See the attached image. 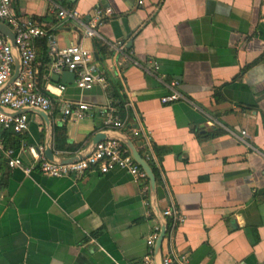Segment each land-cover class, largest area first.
<instances>
[{
  "label": "crops",
  "instance_id": "0c3cea01",
  "mask_svg": "<svg viewBox=\"0 0 264 264\" xmlns=\"http://www.w3.org/2000/svg\"><path fill=\"white\" fill-rule=\"evenodd\" d=\"M13 8L48 31L58 49L89 51L103 76L121 83L139 135L169 152L154 189L120 170L77 180L25 174L0 154V264H143L149 251L157 264L169 256L179 258L174 264H264V0H14ZM98 9L113 15L96 38H86L81 24ZM61 11L76 20L61 19ZM96 41L106 56L102 67ZM35 50L39 87L57 99L48 90L57 83L47 40H36ZM151 62L158 72L144 70ZM170 81L185 100L161 102ZM108 87L67 85L62 99L89 104L93 117L62 120L57 108L47 125L30 113L17 150L23 165L31 164L29 147L73 156L53 149L55 127L65 128L76 154L86 150L103 132ZM194 129L224 134L199 141ZM118 131L108 135L139 154L131 141L138 136ZM169 208L184 221L150 249L146 239Z\"/></svg>",
  "mask_w": 264,
  "mask_h": 264
},
{
  "label": "built area",
  "instance_id": "2783aa9c",
  "mask_svg": "<svg viewBox=\"0 0 264 264\" xmlns=\"http://www.w3.org/2000/svg\"><path fill=\"white\" fill-rule=\"evenodd\" d=\"M14 0H0V23L6 25L14 34V44L19 52L21 60V71L12 84L7 86L14 73V54L12 47L6 38L0 33V106L15 115H8L0 111V154L5 158L7 167L21 169L23 173L30 174L34 171L39 172L49 178L62 179L73 178L81 179L88 173L95 172L105 175L109 172L120 170L128 173L139 183L145 180L146 175L129 155L123 145L116 140H106L97 144L91 154L82 160L70 164H56L47 160L42 146L29 147L27 149L31 158V164L24 166L18 151L6 148L3 143L2 133L12 131L17 135H23L29 129L30 116L22 112L26 109H36L51 115L55 109H59L62 120L81 121L85 118L94 116V109L84 102L65 101L62 95L65 93L67 85L62 83H49V92L57 95L53 99L50 95L43 92L38 84V77L35 71L36 50L35 41L46 39L49 50L48 58L51 62L50 72L60 75L63 72L75 74L74 85L78 90L90 91L97 84H106L101 69L93 63V55L81 46L73 45L64 49H58L56 41L52 35L44 28L31 20H23L17 16L13 8ZM142 4V1H139ZM111 9H98L94 18L84 28L86 38H96L97 28L103 24L105 19L111 17ZM58 16L64 20H76L74 12H59ZM146 72H158L157 62L149 63L145 66ZM178 83L168 82L169 94L161 99L162 103H174L185 100L177 91ZM58 93V94H57ZM103 130H121L124 122L120 121L114 111L106 113L102 122ZM135 136L140 134L139 128L131 130ZM243 136L246 133H242ZM163 216L172 219L173 223H182L184 218L174 209H166ZM160 228L155 227L146 239V245L152 249L159 239ZM178 257H165L162 264H174L178 262ZM143 264H156L152 253L149 251L144 258Z\"/></svg>",
  "mask_w": 264,
  "mask_h": 264
},
{
  "label": "trees",
  "instance_id": "16d2710c",
  "mask_svg": "<svg viewBox=\"0 0 264 264\" xmlns=\"http://www.w3.org/2000/svg\"><path fill=\"white\" fill-rule=\"evenodd\" d=\"M40 26V25H39ZM41 27V26H40ZM43 28V27H42ZM96 55L95 60L101 65L104 64L105 61V52L99 42H95ZM104 70V69H103ZM42 75H38V83L41 86L40 79ZM109 87L107 88V95L109 99V108L107 112L110 110L114 111V115L122 122H124V127L122 131L128 136L131 133V130L135 127V118L132 113V110L129 107H126L127 98L122 93V86L118 80L110 79L107 75L104 77ZM220 94H214L215 101H219ZM181 101V100H180ZM179 102V101H178ZM264 124V119H263ZM103 129V124H102ZM197 139L199 141H205L213 138L220 137L224 134L222 130H213L210 133L200 134L199 130L196 131L194 129ZM3 143L6 148L13 149L17 151L21 147L22 137L21 135H17L12 131H4L2 133ZM131 141L139 149L140 157L145 160L150 166L152 173L155 177L156 183L158 186L162 185L160 170L158 168V164L161 163L162 157L169 152L167 148L158 147L155 144L149 141L145 142L143 136L138 135V137H131ZM53 149L56 152L62 153H70L72 155L76 154L78 148H73L68 146V141L66 138V131L64 127H55L54 129V139H53ZM155 157V159H154ZM144 181H147L146 178ZM173 221L172 219H168L167 221V235L170 237V233L172 232Z\"/></svg>",
  "mask_w": 264,
  "mask_h": 264
},
{
  "label": "water",
  "instance_id": "95a60500",
  "mask_svg": "<svg viewBox=\"0 0 264 264\" xmlns=\"http://www.w3.org/2000/svg\"><path fill=\"white\" fill-rule=\"evenodd\" d=\"M0 33L6 38L8 44L12 47L13 54H14V60H15L14 73H13L11 80L7 84V86H9L10 84H12L14 82V80L18 77V75L21 71V60H20L19 52H18V50L14 44V34L12 33V31L6 25L0 23ZM52 81L55 83H62L65 85H73L75 82V74L70 73V72H63L61 75H53ZM1 91H2V89H0V92ZM4 110H6V109H4L0 106V111L3 112ZM22 112L28 113V114L35 113V114L39 115L45 121V123L47 125L50 124L48 114L43 112V111L36 110V109H26V110H23ZM13 114L14 115L19 114V112L13 113ZM111 132H120V131L103 130L102 133H99L93 139L91 145L86 150L81 151L80 153H77L73 156H69V157L55 156L51 147H47V148L44 147V154H45L47 160L52 162V163L70 164V163L82 160L85 157H87L89 154H91L93 152V150L95 149L97 144H99L100 142H103L106 140H116V141L120 142L123 145V147L128 151L129 155L133 158V160L137 163V165L145 173L146 178L149 180L151 189H154L155 188V177H154L152 170H151L150 166L148 165V163L140 157V155L137 153V151L134 149L133 145L129 141L123 140L121 138L119 139V138L111 137L110 135H108V133H111ZM160 214H161V218L164 219V225L161 226V228H160L159 239L157 240V242L155 244V247H157L158 249L160 248V245L164 239V236L167 233L166 218L163 216L162 213H160ZM157 215H159V214L157 213ZM155 263L157 264V262H155ZM158 264H162V262L158 263Z\"/></svg>",
  "mask_w": 264,
  "mask_h": 264
}]
</instances>
